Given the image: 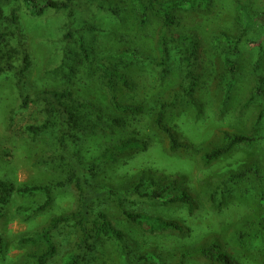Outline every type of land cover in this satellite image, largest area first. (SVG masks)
Here are the masks:
<instances>
[{
  "label": "trees",
  "instance_id": "trees-1",
  "mask_svg": "<svg viewBox=\"0 0 264 264\" xmlns=\"http://www.w3.org/2000/svg\"><path fill=\"white\" fill-rule=\"evenodd\" d=\"M79 0H0V77L8 73L15 81L19 105L29 107L31 96L23 91V77L30 63L23 55L19 10L30 17L42 16L47 10L66 12L72 20ZM212 0H131L137 17L136 25L145 28L153 19L158 22L152 55L136 49L96 54L83 44L78 50L68 51L77 65L94 67L103 82L108 105H101L74 97L68 90L44 89L34 94V103H41L44 120L37 125L26 126L32 137L51 131L53 148L46 151L36 164L46 166L60 175L49 183L15 184L0 179V216L3 207L14 197L41 195L42 200L32 207L19 206L18 215L24 222L32 221L44 213L53 202V193L64 187H72L76 194L77 207L67 214L52 217L47 224L17 240L25 250L19 264H51L57 254L54 232L70 228L76 238L71 251L60 264H91L95 260L96 244L109 242L114 245L119 264H185L187 259H203L209 264H237L235 258L225 250L216 235H208L196 246L183 248L176 260L166 262L152 250L135 252L128 244L124 232L113 226L108 215L96 207V202L107 197L116 207L122 220L138 227L145 233L172 232L184 234L186 228L175 221L129 209L135 201H147L165 206H184L193 215L196 203L177 178H150L140 175L124 189L97 185L92 181L104 167L115 164L121 157L146 149V142L137 138L121 140L105 148L90 163L83 159L80 141L87 135L112 132L125 126L126 117L140 116L146 112L140 104L122 103L116 97V90L130 93L134 86L124 74L128 64L142 66L149 63L160 85L171 80L176 73L178 83L158 100L150 113V128L160 139L170 155L197 156L204 166H209L225 152L234 148L259 150L258 159L230 169L207 185V203L216 210H222L230 196L250 197L258 207V215L245 221L236 235L241 248L257 245L259 256L264 260V12H258L248 2L234 1V26L215 30L201 40L202 29L190 30L179 16L182 12L206 11ZM74 21V20H73ZM70 21L64 36L70 39L75 30ZM89 27L90 32H95ZM187 29V30H186ZM19 41V42H18ZM205 52L203 53V46ZM246 49V50H245ZM249 50V51H248ZM247 51L245 68L251 73L252 85L247 98L238 108L244 121L241 128H250L248 133L221 130L218 139L209 143L201 152L192 144L182 143L168 121L171 110L188 112L194 119L203 115L199 101L201 83L200 68L206 59H216L218 69L214 75L209 98L217 100L215 114L223 118L231 106L232 96L242 70V54ZM203 53V54H202ZM201 57H204L201 60ZM78 58V59H77ZM175 63V66L173 65ZM243 74V73H242ZM106 83V84H105ZM115 87L119 88L115 90ZM254 110L251 118L247 112ZM248 119V120H247ZM245 123V124H244ZM244 124V125H243ZM0 238V250L2 249Z\"/></svg>",
  "mask_w": 264,
  "mask_h": 264
},
{
  "label": "rangeland",
  "instance_id": "rangeland-1",
  "mask_svg": "<svg viewBox=\"0 0 264 264\" xmlns=\"http://www.w3.org/2000/svg\"><path fill=\"white\" fill-rule=\"evenodd\" d=\"M234 1L212 0L206 11L182 12L179 17L184 20L183 26L188 31L202 29L201 40L204 42L205 36L211 32L234 26ZM242 1L250 3L258 12H264V0ZM77 5L72 20L66 12L55 10H47L36 18L26 14L23 8L18 12L22 29L19 41L23 55L30 63L23 77V91L31 96V103L27 108L20 107L14 79L8 73L0 77V179L23 184L49 183L60 178V175L46 166L36 164V160L43 153L52 150L53 133L49 131L32 137L25 130L28 125L41 123L45 117L43 105L33 102L35 93L44 89H64L77 99L92 101L102 107L108 105L107 90L98 76L99 70L94 67L85 68L84 64L77 65L76 57L73 58L68 53L69 50H78L80 39L91 53L136 49L143 54L152 55L159 24L153 19L145 28L139 29L131 0H79ZM70 21H73L71 26L75 32L70 39H66L64 36L68 32L67 25ZM89 27H94L95 32H90ZM202 46L204 53V43ZM246 52H243L241 58L244 61L241 64L242 68L246 70H242L239 76L232 104L223 118H217L215 114L217 100L209 98L212 84L215 82L214 75L219 67L218 62L210 58L205 60L204 65L201 64L198 98L203 106V115L199 119H194L188 112L180 110H171L168 114L172 130L182 143L192 144L201 152L200 150L209 143L218 139L221 130L249 132L250 128H241V122L245 119L238 114V108L247 98L248 89L252 85L251 73L245 68ZM202 59L204 61V57H201ZM123 71L124 74H128L134 88L130 93H125L116 90L119 88L115 87L117 99L122 103L140 104L146 112L140 116L126 117L123 128L83 137L80 141L83 148L82 156L90 163L105 148L128 138L144 140L147 143L146 149L126 154L115 164L102 168L92 182L124 189L140 175L155 179L177 178L180 187L193 197L196 210L190 215L184 206H165L147 201H135L129 205L131 211L147 213L182 224L186 231L179 235L167 231L152 234L141 231L138 227L123 221L107 197L96 202L97 209L106 213L113 226L124 232L133 251L152 250L168 263L176 260L181 249L196 246L212 234L218 237L237 264H264L256 244L241 248L236 243V235L243 223L258 215V207L252 198L230 196L222 210L211 207L206 198V187L217 176L230 169H236L243 163L258 159L261 156L260 151L234 148L230 153H223L209 166H204L195 155H170L150 128L149 111L176 86L177 74L175 73L165 84L159 85L155 72L147 62L142 66L128 64ZM253 112L251 109L245 113L246 117L251 118ZM41 200V195L14 197L3 207V214L0 216V238L3 243L0 264L21 263L25 250L18 246V238L44 226L52 217L67 215L77 207L74 189L64 187L53 193V202L44 213L27 223L21 220L16 208L32 207ZM68 227L54 232L57 254L51 264H60L62 258L73 247L76 234ZM94 259L91 264H119L114 245L109 242L96 244ZM187 260L185 264H209L198 258Z\"/></svg>",
  "mask_w": 264,
  "mask_h": 264
}]
</instances>
